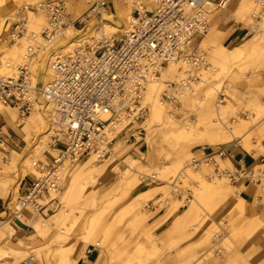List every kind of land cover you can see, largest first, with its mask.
Returning <instances> with one entry per match:
<instances>
[{
  "label": "built area",
  "instance_id": "2783aa9c",
  "mask_svg": "<svg viewBox=\"0 0 264 264\" xmlns=\"http://www.w3.org/2000/svg\"><path fill=\"white\" fill-rule=\"evenodd\" d=\"M230 1H135L128 26L113 37L80 44L70 52L53 51L49 61L51 80L41 90L32 71L36 60L50 52L70 29L82 30L91 19H102L111 1L88 0V11L75 19L67 13L66 0H44L17 8L6 23L7 37L10 45L25 42L27 47L21 62L7 63L10 74L0 75V118L4 110H15L18 124L23 125L33 112L51 107V120L56 126L54 146L59 149L57 157L51 156L49 163L38 166L40 175L27 182L18 198L20 210L13 212L15 221L29 228L21 220L25 206L43 218L57 211L66 164L72 167L92 157L103 163L111 159L118 140L131 144L143 139L145 130L134 125L148 111L143 105L148 84L159 80L162 72L175 63L181 64L178 70L183 76L165 83L161 100L173 111L179 110L184 97L201 85L198 74L208 71L200 47L210 31L211 14L226 9ZM255 4L259 20L264 15V0H255ZM37 14L46 17L47 25L33 32L28 22ZM14 147L12 137L0 125V152L8 153ZM202 152L201 162L195 165L213 167L209 178L260 183L246 161L241 158L233 162L226 148L210 152L202 148ZM217 158H229L232 171L214 166ZM24 264L32 262L26 260Z\"/></svg>",
  "mask_w": 264,
  "mask_h": 264
},
{
  "label": "bare ground",
  "instance_id": "6f19581e",
  "mask_svg": "<svg viewBox=\"0 0 264 264\" xmlns=\"http://www.w3.org/2000/svg\"><path fill=\"white\" fill-rule=\"evenodd\" d=\"M29 1L38 3L44 0H11L10 4L9 0H0V37L6 33V23L17 10L16 6H18V4L22 6L24 5V2ZM135 1L138 0H112L118 20L113 19L114 15L112 14V11L109 10L104 12L102 19H91L84 29H70L65 37L54 45V51H59L57 49H64L66 52H70L75 50L80 44H94L96 41L106 40L109 37H113L128 26ZM87 2L88 0H66L67 13L72 19L84 15L89 9V4ZM252 7V0H247L246 3L245 0L242 1L238 11L230 16V21L238 24L240 23L246 28H253L255 24L259 25L264 23V15L261 18L263 22H261L256 19L255 14H251L250 11ZM125 20H127V23L123 27L122 23H125ZM46 25V17L42 14L31 15L29 18L28 27L33 32H39ZM228 34L229 32H226V30L215 31L214 27L213 32L208 35L209 39L214 44L212 48L214 53L209 57L210 61H208V58L206 60L208 71H201L200 74H198L201 78L200 86L205 88V90L202 101L199 102V105H196L198 114L196 122L189 121L183 126H180L166 113L165 108L169 107L172 109V107L166 105L161 100L162 93L166 87L165 83L178 80L183 76L178 70L181 65L180 63L169 65V67L162 72L159 80L148 84L147 90L144 94L143 103L145 104L143 105L146 106L149 111L150 121L163 125L164 128L167 129L168 135H174V137L182 143L180 144L182 145V148H184V150H186V152L192 157H190L189 164L186 165L185 157L183 155L179 156L175 159L172 165L166 166L163 169V173H178L177 177L184 174L200 184L197 188H194L195 200H189L188 209L181 215L176 216L174 223L172 224V229L170 230L172 233L180 232L190 221L196 222L201 220L200 222H203L209 219L217 209H219L224 203L228 202L232 197H236V202L229 207L226 213L227 216L232 218L238 216L243 217L247 211V202L241 196L244 190V182H242L243 184L238 182L240 183V186L232 187L226 182V178H213L210 182L207 181L203 175L207 173V171H209L208 175H213L214 168L210 166L207 167V165H201L199 167L195 165L196 162H201L204 154L202 150L194 153L190 151L191 149L201 147L218 150L220 146L236 142L243 151L252 156L255 160L264 156V148L261 145V143L264 142V120L261 119V117H263L262 115H264V107L261 111H255V115L257 116L251 117L250 121L236 117L237 119L234 122L229 123V117L231 115H236L237 108L230 103L226 106L218 105L216 103L217 97H219L221 103H224L226 97L224 91L225 86L220 80L223 71H225L229 65L239 62L242 63V60H244L247 55H257L261 51V46L259 44H253V39H249L238 46H224ZM250 34L251 31L245 35L243 40L248 38ZM202 43L203 40L201 44ZM26 45L25 42L23 44L18 42L15 45H8L7 51H9L12 57L19 63L22 61L25 54ZM48 54L49 52L40 56L32 66L38 90H41L42 87L48 84L51 80L52 71L49 66L50 55L47 56ZM5 59L6 58H3L2 62H0V75L10 74L7 63H11V60L4 61ZM238 66L241 73L245 74L246 70L241 69L242 64H239ZM213 76H216L215 79H213V82L216 81L215 83L212 82ZM198 88L194 89L193 93H188L186 99L184 97L187 104L189 97L197 94ZM222 94H224V97H222ZM2 114L9 115L10 118L8 119V122L10 124H13L15 119H17L15 110L6 109ZM52 116L51 107L43 111H35L29 116L22 128V132L25 135L24 142L27 146L21 154L13 151L8 160V165H6L4 161L5 158L3 156L5 155L0 152V168H8L6 172H8L10 178L0 180V197L5 200L13 195V198H10L8 203V207L9 209L11 207V210H20L18 209V198L15 197H17L21 180L27 176H30L32 179L40 175L37 165L39 161H41L42 164L50 162V160L44 156V153L47 151V148L50 149V138L51 135L55 134L54 130L56 126H54L51 120ZM213 116L218 118V124L213 123ZM125 126L126 125H124L122 129ZM48 127L50 128V133L42 137V139H39L40 134H42ZM53 143L55 144V141ZM121 144L125 145L122 140H118L117 143L114 144L111 155H113L115 150H119ZM30 149L31 151L28 152ZM49 151L53 154L54 152H58V149H50ZM123 154L124 153H121L120 156ZM23 155H26L25 158ZM57 155L58 153L56 154V157ZM95 163H97V160L92 157L87 161L85 160L84 162L77 164L78 168L71 174L70 182L62 198L63 207L54 215L45 219L34 214L31 208L25 206L23 210L24 216H22L21 220L34 231V234L29 239L32 242L33 247L36 246L38 239L45 240L57 230L63 235L56 234V236H59L58 238L60 241H65L69 234L65 233L64 226H67L68 222H70L75 215L82 217L87 208L99 210L88 221L87 233L83 236L86 244L91 243L92 240H90V238L97 230H99L98 227L100 228V224L107 213L138 188L145 178L143 173L147 169L146 167H138V170H135L138 162L132 160L130 168L123 172L121 182L108 189L101 197H98L95 192L91 193L89 189L96 185L97 179L104 174L106 167L102 166L103 168L100 170V168H97L94 165ZM214 166H219L221 171H232L231 169H233V164L229 158H217ZM196 167L200 168L201 171H196ZM249 169L252 170L256 177V174L259 176L262 173L261 169L264 170V164L259 165L255 162L252 167H249ZM0 173L5 174V171H0ZM155 173L156 177H161L160 172ZM175 187L177 186L165 185L139 193L133 197V201L136 203L124 209L119 214L117 222H121L126 216L132 215V226H134V228H136L135 226L144 223L147 217L140 212L139 208L141 200H145V202L151 201L157 194L162 196V200L168 201V215H175V213H178L179 210L184 207L181 203L182 201H177L172 198L171 191ZM55 197L56 195H53V198ZM27 211L32 212L33 215L30 213L26 214ZM80 217L77 216V218ZM73 226L74 225L68 230H71ZM237 229L239 231L238 235L243 234L244 238H250L264 230V223L257 218H253L248 222L240 223ZM216 230L217 227H213V230H211L210 233L215 232ZM7 231H10V234H7ZM13 234L14 229L7 222H0V241L4 240L7 235L11 237ZM144 237L147 238V244L150 246L153 245L154 241L149 233H145ZM16 246H18V248L14 249L11 247L9 250L0 248V263L4 259L13 256L17 258L18 262L20 260H28L31 261L32 264H53L52 259L56 260V264H77L78 257H73L76 254L73 255L70 252L71 249L68 247L63 246L57 249L56 252H54V257L48 258L43 249L34 248V250L30 252L28 249H31V247L29 243H26L25 241H19ZM95 246L100 248L101 243L97 241L95 242ZM139 251H141V249L138 250L132 259L130 258V260H126L124 264H136L134 263L135 261H137L138 264H142ZM209 263L216 264L213 260ZM94 264H103L101 256Z\"/></svg>",
  "mask_w": 264,
  "mask_h": 264
},
{
  "label": "rangeland",
  "instance_id": "374dc122",
  "mask_svg": "<svg viewBox=\"0 0 264 264\" xmlns=\"http://www.w3.org/2000/svg\"><path fill=\"white\" fill-rule=\"evenodd\" d=\"M242 1L244 0H231L226 9L213 12L211 14V28L209 31V34H211L214 27L215 31H222L232 25H238L245 28V35L251 31L249 37L241 41L239 45L249 39H253V44H259L261 46L259 54L251 56L247 55L246 58L242 60V63L239 62L229 65L227 69L223 71L222 77L220 76V80L225 86L224 91L226 97L224 103H221L219 97H217L216 103L222 106H226L230 103L237 108L236 115H231L229 117V123L234 122L237 119L236 117L250 121L251 117L257 116L255 115V111H261L264 107V23L259 25L255 24L253 28H246L240 23L231 22L230 16L234 12L238 11ZM252 1L253 7L250 12L251 14H256L259 11V8L256 6L255 0ZM246 2L247 0H245V3ZM10 3L11 0H9V4ZM28 3L35 4L32 1L24 2L23 4ZM110 5L113 6L112 0ZM19 6L21 5L18 4L16 9ZM112 14L114 15L113 19L118 20V16L114 9H112ZM259 20L263 22L262 19ZM125 21V23H122L123 27L127 23V20ZM208 35L203 39V43L200 48L204 52L206 60L208 58V61H210L209 57L212 53H214L212 49L214 44L209 39ZM8 45L10 44L7 33H5L0 37V62H2L3 58H6L4 61L11 60L12 63L17 64V60H15L11 53L7 51ZM54 50L55 48L52 49L47 56H49ZM239 64H242L241 69L246 70L245 74L241 73L238 66ZM215 77H212V82ZM215 82L216 81L213 83ZM198 87L197 94L189 97L188 104L185 101L188 94L185 96L179 110L173 111L169 107L165 108L167 115L174 119L180 126H183L189 121H197L198 114L196 105H199V102L202 101L205 90V88H202L201 86ZM262 116L263 117H261V119L264 120V115ZM212 120L213 123H219L216 116H213ZM134 128H143L145 130L143 138H145V142L151 146V165L149 164L150 161L147 156H135L131 148H128L124 144L120 145L118 151L115 150L113 152L111 160L105 163L97 162L94 164L97 168H100V170L103 167H106L104 174L97 179L96 185L89 189L91 193L95 192L98 197H101L108 189L121 182V176L124 171L130 168L132 160H136L138 162L135 170H138V167H146L147 169L143 173L145 178L138 188H136L130 196L123 199L107 213L100 224V228L98 227L99 230H97L90 238L92 242L86 244L83 236L87 233L88 221L99 210L87 208L82 217L75 215V217L68 222V225L64 226L65 233L69 234L65 241H60L58 238L59 236H56V234H61V236L63 235L59 230H57L48 236L44 240L43 244L38 247H33L32 243H29L31 249L28 250L31 252L34 248H40L44 250L48 258H52L54 257V252L64 246L70 248V252L73 255L76 254L73 257H78L79 259L84 256V253L89 245H95V242L98 241L101 243L100 256L103 264H124L126 260H130V258L132 259L139 249H141V251H139V255L141 257L140 259L142 264H210L209 262L212 260L215 261L216 264H264V230L256 234L254 237L244 238L243 234L238 235L239 231L237 229L240 223L248 222L253 218H257L263 223L264 221L254 213H251V207L248 204L246 206L247 211L245 216H243L244 218L240 216L233 218L227 216L226 213L229 207L236 202V197L230 198L228 202L224 203L219 209H217L209 219L203 222H200L201 220L196 222L190 221L180 232L172 233L170 231L176 216L181 215L188 209L189 200H195L194 188H197L200 184L184 174L178 177V173L165 174L163 173V169L166 166L172 165L175 159L181 155L185 157L186 165L189 164L192 157L186 152V150H184V148H182V145H180L182 143H180L174 135H168L167 129L164 128L163 125L150 121L149 111H147L143 118L134 125ZM49 129L50 128L48 127L42 134H40L39 139H42V137L50 133ZM16 132L20 136L19 147L8 153H1L6 156H3L5 158L4 161L6 165H8V160L10 159L13 151L21 154L27 146L24 142L25 135L23 132L17 129ZM53 136L54 135H51L50 138V149H59L58 146H54ZM233 144L238 146L242 154L248 155L236 142L220 147L227 149V147ZM261 145L264 148V142H262ZM50 149L47 148V151L44 153V156L49 160L51 156H56L58 153L54 152L55 154H52V152L49 151ZM201 150V147H196L190 151L196 153ZM208 150L210 152L212 149L208 148ZM29 151H31V149L28 150V152ZM121 153L124 154L120 156ZM23 156L25 158L26 155ZM254 161L259 165L264 164V156L259 157L258 160L254 159ZM40 162L41 161L37 163L38 166L42 164V162ZM77 168L78 165L72 167L68 166V164L66 165L64 186L62 193L59 196L60 205L55 213L63 207V195L67 190L71 174ZM6 170H8L6 167L0 168V171H5V174L0 173V180L10 179ZM196 171L200 172L201 170L200 168H196ZM155 172H160L161 177H156ZM208 172L209 171L205 174L203 173V177L210 182L212 179L208 177ZM261 172L262 173L259 176L256 174L255 177V179H259L260 183H252L260 184L259 190L264 189V170L261 169ZM108 178L113 179L111 182L106 183ZM25 179L29 181L31 177L27 176L21 180L19 191L17 197L15 198H19L20 195H23L20 189ZM219 179H225V177ZM226 180L229 186L232 187H238L240 186V183L247 182L245 179L240 181V183H231L228 178H226ZM247 183L250 184L249 182ZM165 185L177 186L171 191V194L172 198L177 201H182L181 203L184 205L178 213L169 216L168 201L162 200V196L157 194L151 201L145 202V200H141L139 208L140 212L147 217L144 223L135 226L136 228H134V226H132V215L126 216L121 222H117L119 214L124 209L136 203L133 201V197L145 190L159 188ZM10 198H13V195L4 200L6 204L5 211L9 208L8 203ZM13 212L14 210H12L11 213L10 211H7V214H3L0 217V222H7L12 227L13 223L17 222L13 219ZM29 213L33 215V213L29 211H27L26 214ZM54 214H50L49 217ZM77 216L80 218H77ZM49 217H46L45 219ZM72 225L74 226L71 230H68ZM213 227H217V230L210 233L211 230H213ZM31 231L32 233L30 235H33L34 231L32 229ZM8 233L10 234V231H7V234ZM145 233H149V235H151V238L154 241L153 245L150 246L147 244V238L144 237ZM16 244L17 242L12 240V236L9 237V235H7L4 240L0 241V248L9 250V248L12 247L16 249L18 248ZM24 262L25 261L23 260L18 262L16 257L10 256V258L4 259L0 264H24ZM52 263L56 264V260L52 259ZM134 263L138 264L137 261Z\"/></svg>",
  "mask_w": 264,
  "mask_h": 264
},
{
  "label": "crops",
  "instance_id": "0c3cea01",
  "mask_svg": "<svg viewBox=\"0 0 264 264\" xmlns=\"http://www.w3.org/2000/svg\"><path fill=\"white\" fill-rule=\"evenodd\" d=\"M114 9V6L110 5V11ZM115 10V9H114ZM226 32H229L227 35L224 46H238L241 41H243L245 37V28L240 27L238 25H232L229 28L226 29ZM8 114H3L0 118V125L4 128V130L12 137V141L15 144L14 149H17L19 147V141L20 136L16 132L17 130L22 131L23 125H19L17 122V119H15V122L13 124H10L8 122L9 119ZM16 128V129H14ZM145 138H137V142L134 140L131 142V144H125L128 148H131L133 154L135 156H147L150 161L151 165V146L145 142ZM13 149V150H14ZM57 150V149H56ZM228 154L232 158L233 162H236L237 160L243 158L246 161V165L248 167H252L254 165L255 161L254 158L250 155L242 154L241 150L238 148L237 145H230L227 147ZM232 162V163H233ZM113 178H108L106 183L111 182ZM28 180H24L21 186V193H24L26 190ZM260 184H248L247 182H244L243 187L244 191L242 192V198L247 202L248 205L251 207V213H254L256 216H258L260 219L264 221V189L259 190ZM6 204L3 198L0 197V217L6 213ZM15 221V219H14ZM13 221V222H14ZM12 228L14 229V234L12 235V240L14 242L19 241H25L26 243H32L29 239L32 235L31 228H27L26 226L22 225L21 223L14 222ZM44 240H39L36 244V246L42 245ZM101 255L100 248H98L95 245H89L84 253V256L82 258H79L77 260V264H94Z\"/></svg>",
  "mask_w": 264,
  "mask_h": 264
}]
</instances>
